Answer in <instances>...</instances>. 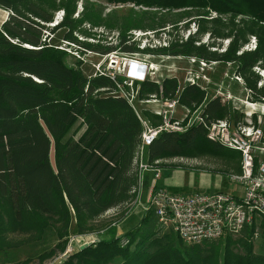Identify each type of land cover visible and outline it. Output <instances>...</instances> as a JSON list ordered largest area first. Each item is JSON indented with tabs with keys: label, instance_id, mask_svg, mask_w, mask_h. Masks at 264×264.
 I'll use <instances>...</instances> for the list:
<instances>
[{
	"label": "trees",
	"instance_id": "16d2710c",
	"mask_svg": "<svg viewBox=\"0 0 264 264\" xmlns=\"http://www.w3.org/2000/svg\"><path fill=\"white\" fill-rule=\"evenodd\" d=\"M96 1L131 8L117 20L115 12L104 13L102 5L84 0L75 18L77 0H0V9L8 12L0 25V251L42 241L51 232L56 245L40 256L43 261L64 251L73 221L81 235L91 229L90 222L137 195L134 159L142 126L135 110L109 77L84 75L79 61L68 66L66 53L45 43V32L63 28L65 41L101 56L116 52L233 64L249 98L264 101V85H258L261 78L255 72L264 70V0ZM60 10L61 21L50 29ZM180 22L184 28L193 23L195 32L164 46L140 48L132 40L134 30L168 31L171 36L169 30L175 32ZM84 23L114 30L115 44L78 40L74 33L89 36ZM251 38L256 47L245 50ZM137 85L139 100L175 98L190 111L201 106L206 121L231 113L220 97L207 100L191 84L180 89L175 78ZM139 110L153 126L159 124V117ZM205 132L194 125L183 133H160L147 148L148 162L224 157L238 173L240 154L210 142ZM260 230L264 240V220ZM15 235L22 238L12 239ZM252 236L253 227H246L236 238L186 245L174 232L162 233L154 214L146 211L123 235L79 248L57 264H264V255L254 252Z\"/></svg>",
	"mask_w": 264,
	"mask_h": 264
},
{
	"label": "rangeland",
	"instance_id": "374dc122",
	"mask_svg": "<svg viewBox=\"0 0 264 264\" xmlns=\"http://www.w3.org/2000/svg\"><path fill=\"white\" fill-rule=\"evenodd\" d=\"M83 1L84 0H77V11L74 14L75 18H77L78 13L81 12ZM89 1L92 2L95 6L102 5L104 7V13H108L110 11L115 12V17L117 20H120L123 16H126L129 12V9L131 8L130 5L110 6L104 5L96 0ZM214 16L215 13H212L211 17ZM7 17L8 12L0 9V25L7 19ZM62 17L63 12L61 10L57 11L54 15L53 24H50L49 28H54V25L56 26L61 21ZM185 22H180L175 32L169 30V32H173L171 36L166 34L168 33V31H166L165 33L159 32L155 34L151 31L134 30L131 32V35L133 36L132 40L137 41L139 43L140 48H143L147 46H164L167 41L172 38L183 37V39H185L186 36L193 34L196 30V26H194L193 23H189L188 28H184ZM83 28L89 31V36H83L79 33H74L75 37H77L78 40L87 41L91 43H96L97 41H99L101 44L104 45L108 43L115 44L114 40L116 37V32L114 30L108 31L103 28H92L87 23L83 24ZM65 33L66 30L61 28L56 29L50 34L48 32H45L44 37H47L45 39V43L49 47L62 50L66 53L65 63L68 66H75L76 62H81L80 69L86 76L94 74L95 65L106 67L109 62L110 55L84 57L82 56L84 50H81L76 45L68 43L64 40ZM206 39L207 35L202 36L201 42L205 43L207 41ZM226 44L227 40H224L222 42V48H224ZM244 49L249 50L247 48ZM113 56L118 57L120 60L130 58L122 54H117ZM133 59L145 61L148 65H150L153 72V74H150L148 76L150 80L161 81L164 78H175L178 82L180 89H182V87L187 84L188 77L193 75L194 80H196V82L200 86L199 88L204 91L205 98L209 100L210 98L220 97L222 103L228 105L231 113L238 120L240 119V117H244V111L248 110V106L245 105L244 102L247 100L252 101L249 98L250 96L247 93L246 88L244 87L243 81L238 82L235 80V67L233 64L205 62L207 66H203L196 59H194L195 61L193 62L190 58H172L165 56H150L142 54H136ZM124 67L125 63L122 61H119L116 66L113 65L115 72L121 76L126 73L124 72ZM255 72L258 73L261 78V81L258 85H264V70L256 68ZM137 84V82H134L133 84L134 92L136 89L138 91ZM227 95H230L232 97L231 101L225 100V96ZM157 104L158 103L142 104L140 101H138L136 107L138 110L141 108L152 110V108H155V105ZM236 108L239 109L241 114L239 112L234 111ZM257 111H260V108H257ZM184 114H186V111L178 105L174 112V118L180 120L182 119ZM260 114L263 120L264 131V108L260 112ZM140 115H142L141 112ZM192 116L193 114L190 113L188 115V118ZM255 117L256 116H253L254 119ZM140 159L142 162L148 163L150 166H152V169H148L146 172L142 173L141 180L142 182H145L144 190L155 186L167 192L180 195L212 192H226L231 194L237 186L235 185V183L231 182L227 178V175L234 173V171L226 163L227 161L224 159V157H174L158 160L151 164L148 162L146 151L144 150L140 154ZM154 170L158 171V178H155L156 173L153 172ZM143 192V188H140L139 193L128 205H125L116 210H110L106 212L103 216L90 222L91 229L81 235L76 233L73 221L69 233V238L67 240L66 247L64 250L70 247L73 250L72 253H74L75 251H78L79 248H83L88 246L89 244H93L94 242L96 243L100 241L102 237L103 240H108L113 235L115 237H118V233L124 234L128 229L138 224L142 215L144 214V212H146L145 209L148 207L147 203H145L143 200L141 201ZM114 225L117 226L114 227ZM157 226L161 229L162 233H168L171 231L169 228L160 227L158 223ZM11 237L12 239L16 240L22 238V236L20 235H15ZM236 237L238 236H233L232 238ZM252 241L254 252L257 254L264 255V240L261 238V236L259 235L258 238L253 239ZM204 244L205 243L199 246H202ZM55 245V237L50 232L42 241L29 243L17 248L5 249L0 251V264H16L22 261H28L27 264H50L54 258L62 254L64 251L58 254L55 253L53 256L43 261H40L39 259L40 256H42L44 253H47L52 250ZM67 258L68 256L64 258V260H66ZM114 264H117V262H114Z\"/></svg>",
	"mask_w": 264,
	"mask_h": 264
},
{
	"label": "built area",
	"instance_id": "2783aa9c",
	"mask_svg": "<svg viewBox=\"0 0 264 264\" xmlns=\"http://www.w3.org/2000/svg\"><path fill=\"white\" fill-rule=\"evenodd\" d=\"M255 47L256 40L251 38L244 48L253 50ZM112 53L108 54L110 59L106 67L94 66V75L106 76L114 81L117 93L125 98L140 120L141 141L134 159L139 177L137 194L140 190L142 173L152 169L148 163L141 161L140 154L144 150L147 152V148L153 144L160 133H183L191 126L201 125L210 142L240 154L239 172L227 175L231 182L241 188L239 195L226 192L180 195L159 188L153 191L145 211H151L160 227L169 228L187 245H201L226 236H240L246 227H253L252 240L258 238L261 233L260 223L264 220V131L260 114L264 108V101H245L248 110L244 111V117H240L239 120L231 113L224 119L206 121L201 114V107L192 112L181 107L186 111V114L178 120L174 118L175 109L178 107L175 98L162 99L150 96L148 100H138V91L136 89L134 92L133 84L150 80L148 76L153 74L150 65L145 61L133 59L135 56H127L130 58L120 60L113 56L119 53ZM82 54L84 57L99 56L90 51H84ZM119 61L125 63L124 72L126 73L123 76L116 73L113 68V65L116 66ZM199 62L203 66H207L204 61ZM120 77L122 82H117ZM234 78L236 81L242 82V79L236 74ZM150 81L160 83L158 80ZM187 84L200 87L193 75L188 77ZM247 93L249 94L248 90ZM225 100L231 101L232 97L227 95ZM138 101L142 104L158 103L152 110L148 109L153 115L159 117L157 126H153L148 119L140 115V110L136 107ZM257 108H260V111H257ZM234 111L240 113L237 108ZM190 113L193 116L188 118ZM253 116H256L255 119ZM153 172L156 173L155 178H158V171L154 170ZM125 242V239L121 240V246L125 245ZM72 251V248H67L50 264L60 263Z\"/></svg>",
	"mask_w": 264,
	"mask_h": 264
},
{
	"label": "crops",
	"instance_id": "0c3cea01",
	"mask_svg": "<svg viewBox=\"0 0 264 264\" xmlns=\"http://www.w3.org/2000/svg\"><path fill=\"white\" fill-rule=\"evenodd\" d=\"M146 155H147V152H146ZM236 166V165H235ZM234 173H237V172H235L234 171ZM156 189H159V188H157V187H155V186H152V187H150V188H147L146 190H144V192H143V195H142V199H141V201L143 200L145 203H147V205H148V202H149V200H150V196L152 195V193H153V191L154 190H156ZM161 189V188H160ZM241 193V188L239 187V186H236V188L234 189V191L231 193V194H233V195H239ZM147 205H145V206H147ZM145 208V207H144ZM143 208V209H144ZM103 216V215H102ZM120 224H122V223H120ZM115 226H117V225H114V227ZM107 232H108V230H107ZM121 234H123V233H121ZM121 234H119L118 233V235H121ZM117 235V236H118ZM103 238V237H102ZM100 239V240H103V239Z\"/></svg>",
	"mask_w": 264,
	"mask_h": 264
}]
</instances>
